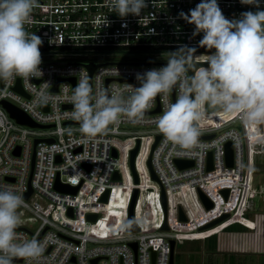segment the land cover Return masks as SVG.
Instances as JSON below:
<instances>
[{
    "label": "built area",
    "instance_id": "obj_1",
    "mask_svg": "<svg viewBox=\"0 0 264 264\" xmlns=\"http://www.w3.org/2000/svg\"><path fill=\"white\" fill-rule=\"evenodd\" d=\"M146 2L148 7L139 16L120 17L110 7V0H37L31 23L25 29L42 39V55L56 57L42 58L39 76L0 80V102L15 105L43 126L17 123L0 103V185L17 189L24 200L18 209L21 224L17 231L44 245L38 258H17L13 264H93L94 259L95 264H169L171 239L175 243L203 240L221 227L245 222L246 205L254 192L253 158L258 152L253 132H262L264 127L245 124L239 113L218 117L206 110V117L200 122V147L182 151L170 143L164 145L155 120L167 103L175 102V87L166 96L154 98L142 120L133 122L122 117L95 137H85L79 123L67 115L73 108L70 97L77 80L82 75L89 78L88 69L80 63H101L91 74L93 91L97 86L116 88L125 96L129 94L125 91L128 85L138 86L137 73L167 63V59L152 55L188 45L196 49L193 62L206 63L211 50L199 46L202 33L194 36L195 26L179 17L180 11L189 12L200 0ZM217 2L229 20L257 10L256 5H244L240 0ZM259 7L264 9V0H259ZM151 29H155L154 34ZM139 52L152 58H104L108 54ZM98 55L103 57L96 59ZM206 66L202 64L195 70ZM186 75L189 77V73ZM17 79L26 95L13 89ZM41 91L49 97L46 102L37 101ZM157 107L159 110L154 111ZM124 125L151 127L145 130L150 133L125 130ZM157 135L159 139L152 148ZM137 139L135 183L129 154ZM228 141L232 143V166L225 162L224 145ZM141 153L144 155L139 159ZM208 153L211 170L207 169ZM149 156L157 179L152 178L148 168ZM177 159L193 163L179 168ZM138 160L142 169L138 168ZM115 171L118 178H114ZM57 175L61 183L77 186V191L57 190L54 187ZM29 188L31 193L25 198ZM134 189L138 192L133 220L138 229L128 231ZM223 189H228L226 198L221 193ZM106 190L107 199L103 201L101 197ZM198 190L211 200L210 208L204 206ZM180 209L185 220L179 219ZM88 214H96V218L89 220ZM222 214L227 217L202 229ZM165 221L168 228L162 229ZM34 222L38 223L36 229H29L28 223ZM133 242L136 250L130 244Z\"/></svg>",
    "mask_w": 264,
    "mask_h": 264
},
{
    "label": "clouds",
    "instance_id": "obj_2",
    "mask_svg": "<svg viewBox=\"0 0 264 264\" xmlns=\"http://www.w3.org/2000/svg\"><path fill=\"white\" fill-rule=\"evenodd\" d=\"M240 2L256 5L257 10L229 20L217 0H200L189 12L180 11L179 17L195 26L193 35L202 33L199 46L211 50L207 66L194 70L191 77L186 73L193 69L196 49L188 45L168 53L165 65L137 73L138 86L128 85L127 96L116 88L97 86L93 91L89 78L82 75L72 90L73 108L67 115L79 123L85 137H95L122 117L142 120L153 99L175 87V102L167 103L155 120L164 145L170 143L182 151L200 147V122L206 110L239 113L245 124L264 123V9L259 0ZM36 6L37 0H0L2 81L42 74V39L25 29ZM110 7L120 17L139 16L148 4L146 0H110ZM150 32L154 34L155 29ZM48 98L41 91L37 101ZM23 205L17 189L0 185V264L35 259L44 250L43 242L29 240L17 231L21 224L18 209Z\"/></svg>",
    "mask_w": 264,
    "mask_h": 264
},
{
    "label": "water",
    "instance_id": "obj_3",
    "mask_svg": "<svg viewBox=\"0 0 264 264\" xmlns=\"http://www.w3.org/2000/svg\"><path fill=\"white\" fill-rule=\"evenodd\" d=\"M80 64H82L83 66H85L88 69V71H89V81H91V74H92L93 70L95 69L96 66H98L101 63H92V62H90V63H80ZM138 64H146V63L145 62H139ZM202 64H206V63L193 62V69L188 72L189 73V77H191V75L193 74V71L195 70V68H197L198 66H200ZM59 80L60 79L57 80V82H56V84H55V86L53 88L54 90L56 89V86H57V83H58ZM70 80L72 81V83H74V78H71ZM13 89L16 90L17 92L23 94V95H26L25 92L22 89L20 79L16 80V83L13 86ZM0 103L7 110L9 116L11 118H13L17 123L23 124V125H26V126H29V127H43L42 125H38L37 123H35L24 111H22L21 109H19L15 105H13V104L5 101V100H2ZM43 107H45V106H43ZM158 110H159V108L157 107L154 111H158ZM208 137L209 136H201V138H208ZM158 139H159V135L156 136L155 142H154L152 148L155 146V144H156ZM46 140L50 141V139H46ZM36 142H37V140H35V143ZM138 148H139V140L137 139L135 147L130 150V154H129V168H130V171L132 173L133 180H134L135 183L138 182V174H137L136 169H135L134 160H135V156H136V153L138 151ZM17 153H18V151H17ZM113 155L114 156L116 155V153L114 151H113ZM224 155H225L226 165L227 166H232L233 165V150H232V143L230 141L226 142L225 145H224ZM33 157H34V152H33ZM207 160H208L207 161V169L211 170L213 168L212 160H211V153H208ZM175 163H176V165L179 168H182L184 166L192 165L193 162L191 160L177 159V160H175ZM147 165H148V168L150 170L152 178L153 179H157L156 174L154 173V170H153L152 165H151L150 156L147 159ZM118 177H119L118 173L115 171L114 172V178H118ZM54 187L57 190L61 191V192H67V193H75L77 191V188H78L77 186H70L68 184L61 183L59 181L58 175L56 176L55 186ZM137 192H138L137 189H134L133 195H132V198H131V201H130V205H129L128 231H136L138 229V227L136 226V224L134 223V220H133V207H134L135 199H136V196H137ZM30 193H31V189L29 188V190L25 193V198H27L30 195ZM221 193L224 196V198H226L227 195H228V189H223L221 191ZM107 194H108V190H106L104 192V194L101 197V200L106 201ZM198 194H199V197H200L202 203L204 204V206L206 208H210L212 206L211 200L200 190H198ZM161 202H162L163 208L165 209L166 208V197H165V193H164L163 189L161 190ZM68 213L71 214V209L68 210ZM225 217H227V214H222L219 218H217V219L209 222L208 224L204 225L202 227V229H206V228H209V227H212V226L218 224ZM87 218L89 220H94L96 218V214H88ZM179 219L180 220H185V216H184V214H183L181 209L179 210ZM167 228L168 227H167V224H166V221H165L163 223L162 229H167ZM130 244L134 247V250H136V243L133 242V243H130ZM174 244H175V241L171 239L170 240V261H169V264H173V261H174V258H173L174 257ZM96 260L97 259H94L92 261L93 264H95ZM153 261H154V252L152 253V262Z\"/></svg>",
    "mask_w": 264,
    "mask_h": 264
},
{
    "label": "rangeland",
    "instance_id": "obj_4",
    "mask_svg": "<svg viewBox=\"0 0 264 264\" xmlns=\"http://www.w3.org/2000/svg\"><path fill=\"white\" fill-rule=\"evenodd\" d=\"M105 59H111V60H135V59H149L152 58L150 56H146L142 53H117V54H108L104 55ZM153 57H158L159 59H167L168 53L164 54H155L152 55ZM55 55L48 56L47 54L42 55V58H54ZM103 56L98 55L96 56V59H101ZM206 117V116H205ZM258 126L264 127V123H260ZM125 130H131V131H138L140 134H148L150 132H145V130L150 129L151 127H142L137 125H124L122 126ZM264 129V128H263ZM121 137H123L121 135ZM253 137H255V146L258 149V152L256 154V170L254 172L255 175V181L259 185H263L262 183V176H260L259 172H264V130L260 132L259 130L253 132ZM256 186V185H255ZM264 186V185H263ZM253 188L255 189L253 184ZM255 192V191H254ZM259 192L253 194L254 197L259 196ZM143 197H141L142 199ZM247 208H250V206H247ZM38 223H28V227L31 230L36 229ZM239 224H236L233 227H230V229L236 228V227H242L238 226ZM221 234V233H220ZM213 235L210 237H206L203 240L201 239H195V240H185L182 242H176L174 245V261L173 264H228V261H230L231 264L236 262V258H241V256H235L234 253H231L230 257L229 254L224 255L222 257V253L218 252L221 249V245L223 241H220L222 237L228 236V233H224L223 235ZM222 236V237H221ZM225 240V239H224ZM227 243V240H225ZM222 259L224 260L222 262ZM260 262H259V261ZM253 262L256 263L257 261L262 264L261 262L264 261V255H260L259 257L254 255H248L247 262ZM242 264V262H240Z\"/></svg>",
    "mask_w": 264,
    "mask_h": 264
},
{
    "label": "crops",
    "instance_id": "obj_5",
    "mask_svg": "<svg viewBox=\"0 0 264 264\" xmlns=\"http://www.w3.org/2000/svg\"><path fill=\"white\" fill-rule=\"evenodd\" d=\"M229 113L220 112L217 115L218 117H221L223 115H228ZM254 171H253V183L255 192L253 194L259 192V196H256V198L251 199L250 198L246 206H250V208H247L246 214H245V222L244 223H232L227 227H221L219 231L213 233L210 236L213 235H223L224 233H228V236L222 237L220 241L222 242L221 249L218 251L220 254L222 253V257L226 254H229V257L231 253H234L235 256H241V258H236V262L233 264H260L258 261L256 263L253 262H247L248 255H254L259 257L260 255H264V172H259L260 176H262V183L263 185H259L255 181V175L254 172L256 170V155L254 156ZM256 185V186H255ZM236 224H239L238 226L242 227H236L233 229H230V227L235 226ZM208 236V237H210ZM207 237V238H208ZM227 240V243L225 240ZM232 256V255H231ZM225 260V259H224ZM222 259V262L224 261ZM264 264V261L261 262ZM228 264H231L230 261H228Z\"/></svg>",
    "mask_w": 264,
    "mask_h": 264
},
{
    "label": "bare ground",
    "instance_id": "obj_6",
    "mask_svg": "<svg viewBox=\"0 0 264 264\" xmlns=\"http://www.w3.org/2000/svg\"><path fill=\"white\" fill-rule=\"evenodd\" d=\"M142 154L144 155V153H141V155L139 156V159H141L142 158ZM138 168H140V169H142V167H141V165H140V160H138ZM114 200V199H113ZM119 201H113V203H118Z\"/></svg>",
    "mask_w": 264,
    "mask_h": 264
},
{
    "label": "trees",
    "instance_id": "obj_7",
    "mask_svg": "<svg viewBox=\"0 0 264 264\" xmlns=\"http://www.w3.org/2000/svg\"><path fill=\"white\" fill-rule=\"evenodd\" d=\"M252 126H254V124H252Z\"/></svg>",
    "mask_w": 264,
    "mask_h": 264
}]
</instances>
